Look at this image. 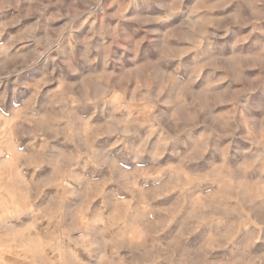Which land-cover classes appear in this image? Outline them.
<instances>
[{
    "label": "rangeland",
    "instance_id": "374dc122",
    "mask_svg": "<svg viewBox=\"0 0 264 264\" xmlns=\"http://www.w3.org/2000/svg\"><path fill=\"white\" fill-rule=\"evenodd\" d=\"M0 264H264V0H0Z\"/></svg>",
    "mask_w": 264,
    "mask_h": 264
},
{
    "label": "bare ground",
    "instance_id": "6f19581e",
    "mask_svg": "<svg viewBox=\"0 0 264 264\" xmlns=\"http://www.w3.org/2000/svg\"><path fill=\"white\" fill-rule=\"evenodd\" d=\"M6 150H7V149H6ZM25 179H26V178H25ZM71 185H72V184H71ZM32 193H33V192H32ZM37 206H38V205H37ZM12 207H13V206H12ZM4 208H5V207H4ZM10 210H11V209H10ZM10 210H9V211H10ZM21 212H22V211H21ZM15 217H16V216H15ZM36 234H37V233H36ZM7 235H8V234H7ZM53 240H54V239H53ZM14 251H15V250H14ZM21 261H22V260H21Z\"/></svg>",
    "mask_w": 264,
    "mask_h": 264
}]
</instances>
